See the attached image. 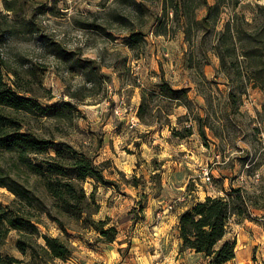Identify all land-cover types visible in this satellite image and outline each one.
I'll return each instance as SVG.
<instances>
[{
  "label": "rangeland",
  "instance_id": "1",
  "mask_svg": "<svg viewBox=\"0 0 264 264\" xmlns=\"http://www.w3.org/2000/svg\"><path fill=\"white\" fill-rule=\"evenodd\" d=\"M134 1L138 5L132 0H0V56L22 74L28 67L35 68L42 89H33L40 95L41 106L62 101L76 106L70 119L44 116L29 119L27 125L102 162L104 176L114 184L94 183L91 178L83 181L86 194L93 191L99 205L93 217L115 225L119 240L99 241L93 228L76 233L72 224L67 236L41 214L40 223L35 224L40 233L69 238L75 246L70 257L54 258L49 264H207L202 254L180 250L179 215L205 196L223 194L222 188L229 190L230 185L244 187L248 195L264 190V90L244 77L241 82L232 69L233 59L224 72L213 49V31L195 30L188 40L179 23L169 21L167 33L157 34L161 0ZM207 2L211 5L215 0ZM257 3L264 0H241L235 8L248 22L243 24L245 29L264 22ZM6 4L15 6L14 10H6ZM205 11L204 6L198 8L197 18ZM229 15L227 7L216 29H222ZM28 19L36 23L38 32H27L23 24ZM131 31L143 36L128 46ZM40 35L81 59L97 61L106 75L104 81L94 87L80 72L68 71L67 64L43 49ZM238 61L245 66L242 56ZM162 79L173 88H187L189 108L153 95L147 112L152 124L147 125L137 117L140 89L159 92ZM229 91L234 99L228 98ZM193 113L209 117L213 129L204 127L205 138L198 133ZM184 127L191 128L189 135L173 134L172 128L182 131ZM205 168L211 173L209 181L202 175ZM0 172L45 204L51 202L42 182L2 151ZM0 203L21 204L4 186H0ZM250 216L233 222L226 236L238 238V254L252 237L250 227L255 224L264 231V210L252 208ZM20 236L17 230H9L0 252L20 259L17 264H32L30 252L21 253L16 246ZM32 241L36 247L44 244L39 236ZM98 242L112 244L113 253L106 251L105 256L91 260ZM261 249L257 243L248 248L250 257L261 259Z\"/></svg>",
  "mask_w": 264,
  "mask_h": 264
},
{
  "label": "trees",
  "instance_id": "2",
  "mask_svg": "<svg viewBox=\"0 0 264 264\" xmlns=\"http://www.w3.org/2000/svg\"><path fill=\"white\" fill-rule=\"evenodd\" d=\"M240 1L215 0L210 5L207 0H161L162 21L155 32L167 33L169 21L179 23L188 40H192L195 30L213 31V49L224 72L227 73L229 69V59H233L235 63L233 62L232 69L239 80L243 82L244 77L252 86L264 90V22L259 27L245 29L243 24L248 22L235 11ZM201 6L206 11L201 18H197L196 11ZM256 6L260 12H264V3H257ZM14 7L5 5L8 11L14 10ZM227 7L230 15L222 29H216L221 14ZM35 24L32 19H28L23 26L27 32L36 33L38 29ZM142 36L140 31H131L128 34V46H132ZM40 37L43 38V49L56 60L67 64L68 71L80 72L85 81L94 87L104 81L106 75L101 72V65L97 61L81 59L76 52L65 49L47 36ZM239 56L245 62L244 67L239 65ZM35 86L42 89L41 76L36 74L35 68L28 67L22 74L8 66L0 56V151L10 154L17 167L23 168L41 181L45 194L51 200L49 204H45L33 191L0 172V186L6 187L21 202L18 206L0 203V244L8 231L15 229L21 234L16 241L19 251L25 254L29 251L32 264H49L54 258L65 260L70 257L75 246L69 238L62 239L40 233L35 224L40 223L41 214L56 223L57 228L67 236L69 224H72L71 230L76 233L81 229L93 228L99 234L97 240L112 242L115 240L117 228L115 225H107V219L96 220L93 217L99 205L93 191L86 194L83 187V181L87 178L102 185L113 184L104 176L103 163H96L93 156L76 149L66 141L41 136L27 125L29 119L44 116L70 119L76 110L71 101H62L51 107L41 106L37 101L40 95L33 89ZM187 91L184 87L173 88L163 79L159 84V92L141 88L137 117L147 125L152 124L147 119V112L153 95L163 97L174 106L183 105L189 108ZM227 96L229 99L235 98L232 91ZM192 119L196 122L202 138H205V126L213 129L208 115L202 117L193 113ZM172 132L183 137L191 133V128L184 127L182 131L172 128ZM49 149L53 152L50 153ZM133 185L136 183L133 182ZM222 191L223 194L219 196H205L203 200L195 202L178 218L180 250L189 249L202 254L207 259V264H224L234 258L236 239L226 237L230 232V225L233 222L238 223L241 218L251 219L252 208L264 210V190L260 194L248 195L244 187L230 185L229 190L222 188ZM35 236L44 241L43 245H37L38 249L32 241ZM19 262L20 259L4 256L0 252V264Z\"/></svg>",
  "mask_w": 264,
  "mask_h": 264
},
{
  "label": "crops",
  "instance_id": "3",
  "mask_svg": "<svg viewBox=\"0 0 264 264\" xmlns=\"http://www.w3.org/2000/svg\"><path fill=\"white\" fill-rule=\"evenodd\" d=\"M260 219V218H258ZM254 227H250L253 230L252 237L247 238V241L244 242V246L246 249H244L242 252L237 253L236 247H235V256L231 260L227 261V263L224 264H264V231L258 226L253 225ZM119 235V233H117ZM242 237H246L242 235ZM117 240H119V237H116ZM236 239V246L238 244V238ZM98 247H96L94 252V257L91 259L98 260L99 257L101 258L102 254L105 256V252L108 251L110 254L113 253V248L110 247L112 244H105L103 242H98ZM261 244V259H259L258 256L255 255V258L250 257V253L248 252V248L252 247L254 244ZM84 256V254H83ZM89 262V261H87ZM92 262V261H90ZM88 264V263H87Z\"/></svg>",
  "mask_w": 264,
  "mask_h": 264
},
{
  "label": "built area",
  "instance_id": "4",
  "mask_svg": "<svg viewBox=\"0 0 264 264\" xmlns=\"http://www.w3.org/2000/svg\"><path fill=\"white\" fill-rule=\"evenodd\" d=\"M210 174L211 173H209V170L208 169H203V171H202V175H203V177H204V179L206 180V181H209L210 180Z\"/></svg>",
  "mask_w": 264,
  "mask_h": 264
}]
</instances>
